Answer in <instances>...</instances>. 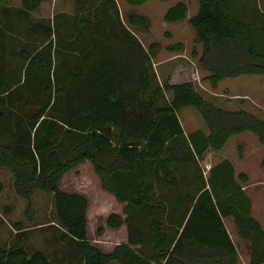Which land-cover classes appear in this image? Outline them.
I'll list each match as a JSON object with an SVG mask.
<instances>
[{
    "label": "trees",
    "instance_id": "trees-1",
    "mask_svg": "<svg viewBox=\"0 0 264 264\" xmlns=\"http://www.w3.org/2000/svg\"><path fill=\"white\" fill-rule=\"evenodd\" d=\"M3 1L0 166L12 172L13 188L27 211L34 189L52 193L59 241L72 255L54 260L41 249L29 250L19 234L9 246L0 243V264H264V225L251 212L248 175L236 173L227 158L207 170L202 163L235 134L253 133L264 145V119L219 107L190 80L154 83L155 45L151 53L144 48L115 0H74L72 27L58 16L32 18L44 0H20L17 8L3 7ZM197 1L188 21L202 46L200 55L193 49V56L208 73L204 79L216 87L225 78L264 74L259 0ZM187 11L180 0L163 19L177 22ZM127 17L129 25H149L144 15L129 12ZM19 22H25L27 34L44 40L40 48L5 49V33H14ZM182 47L178 42L170 48ZM8 54L20 61L17 69H11ZM186 106L197 110L207 131H184L178 111ZM85 160L101 188L122 203V212L108 214L106 224L112 229L125 224L127 240L111 252H102L88 238L87 198L59 185L65 172ZM226 217L247 244V263L225 226Z\"/></svg>",
    "mask_w": 264,
    "mask_h": 264
},
{
    "label": "rangeland",
    "instance_id": "rangeland-1",
    "mask_svg": "<svg viewBox=\"0 0 264 264\" xmlns=\"http://www.w3.org/2000/svg\"><path fill=\"white\" fill-rule=\"evenodd\" d=\"M115 1L124 23L130 27L144 48L151 53L150 47L155 45L152 49L155 53L151 58L154 83L162 84L166 79L171 83L190 80L200 94L218 106L228 110L244 109L264 119V74H243L225 78L219 81L216 87H212L204 79L208 73L199 67L198 56H193V49L200 55L202 46L194 40L195 30L188 21L198 10L197 0H182L186 2L188 11L186 17L177 22H166L163 15L170 6L180 0H147L139 5H129L125 0ZM74 2L44 0L31 12V17L51 20L58 16L72 27ZM259 2L264 10V0ZM98 3L99 0L93 1V4ZM2 6L15 8L21 4L20 0H4ZM129 12L146 16L149 20L148 27L142 29L140 26L127 24ZM2 20L4 17L0 12V21ZM15 30L12 35L4 38L7 50L11 46L14 49L32 50L44 44L39 35L27 34L25 22L17 23ZM178 42L182 43V49L170 48ZM7 56L8 59L12 58L9 54ZM10 60L14 62L10 65L11 69H17L20 61L17 58ZM166 97L171 99V93H166ZM178 117L186 132L197 128L207 131L200 114L192 106L182 107L178 111ZM219 152L222 154L211 151L206 155L205 162H202L205 170L211 162L219 159V156L229 157L236 165V172L244 169L251 174L250 179L248 178L250 182H247V185H250L246 191L260 209L264 202V168L260 166L258 159L264 155V145L260 146L253 133L242 132L230 136ZM0 181L3 185L0 191V243L9 246L15 242L17 235L22 234L24 244L29 250L41 249L54 260L67 261L72 251L69 246L59 241L61 227L55 213L52 193L34 189L31 193V206L27 211L26 201L13 188V174L5 166H0ZM59 185L65 191L80 193L87 198V231L93 245L107 253L111 252L115 245L126 242L125 224L117 229H112L106 224L108 214L122 212V204L101 188L99 178L89 161H82L65 172ZM224 223L237 245L240 256L247 263V244L236 236L230 218H224ZM107 264L119 263L112 261Z\"/></svg>",
    "mask_w": 264,
    "mask_h": 264
},
{
    "label": "crops",
    "instance_id": "crops-1",
    "mask_svg": "<svg viewBox=\"0 0 264 264\" xmlns=\"http://www.w3.org/2000/svg\"><path fill=\"white\" fill-rule=\"evenodd\" d=\"M20 7V6H19ZM15 8H17V6L15 7ZM13 33H10V32H6L5 33V35H4V37H9L10 35H12ZM9 35V36H8ZM6 42V41H5ZM220 107V106H219ZM222 108V107H221ZM224 109V108H223ZM226 110H228V109H226ZM237 110V109H236ZM186 132V131H185ZM230 138V137H229ZM263 144H260V146H262ZM263 148V147H262ZM221 150V149H220ZM219 150V151H220ZM219 151H215V152H218V154H222V153H220ZM262 157H264V155L262 156ZM223 158H227V159H229L232 163H233V161L229 158V157H227V156H223V157H221V156H219V159H217V160H214L213 162H211L209 165H208V168L207 169H209L212 165H214V164H216L218 161H220L221 159H223ZM260 160L261 159H258V163L260 164ZM233 165H234V168H235V172H236V165L233 163ZM239 172H244V173H246L247 175H248V178L250 177V175L244 170V169H242L241 171H239ZM239 172H236V173H239ZM250 179V178H249ZM248 179V181L250 182V180ZM264 180V179H263ZM247 181V182H248ZM252 181V180H251ZM253 182H251V184H252ZM248 185H250V184H248ZM248 185L246 184L245 185V190H246V188L248 187ZM255 190V189H254ZM253 190V191H254ZM247 192V191H246ZM248 194V193H247ZM249 195V197L251 198V200H252V210H251V212H252V215L262 224V225H264V202H263V205L261 206V208L260 209H258L257 207H256V205H255V203H254V201H253V199H252V197H251V195L250 194H248ZM122 204V203H121ZM232 225H233V223H232ZM233 229H234V225H233ZM235 230V229H234ZM244 261V260H243Z\"/></svg>",
    "mask_w": 264,
    "mask_h": 264
}]
</instances>
